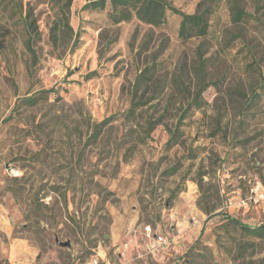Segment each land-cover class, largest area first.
<instances>
[{"label":"rangeland","instance_id":"1","mask_svg":"<svg viewBox=\"0 0 264 264\" xmlns=\"http://www.w3.org/2000/svg\"><path fill=\"white\" fill-rule=\"evenodd\" d=\"M88 1L73 0L81 44L71 51L49 41L55 1L23 0L40 25L36 63L19 15L0 6V222L13 225L0 230V264L13 242L36 250L32 264H142L153 257L149 225L184 245L168 264H264V231L232 221L264 224V0H220L207 35L188 39L172 9L159 26L113 25L109 0ZM167 1L188 14L206 7ZM232 1L251 17L235 22ZM149 64L157 72L136 90ZM203 79L218 84L186 109Z\"/></svg>","mask_w":264,"mask_h":264},{"label":"trees","instance_id":"2","mask_svg":"<svg viewBox=\"0 0 264 264\" xmlns=\"http://www.w3.org/2000/svg\"><path fill=\"white\" fill-rule=\"evenodd\" d=\"M57 5L56 18L53 20L52 25L49 29V41L55 49L61 46L71 45V51L76 50L81 44V31H75L74 27L70 23L69 14L71 11L73 0H53ZM111 9L108 13L109 22L113 25H118L124 21L129 22L135 16L138 17L143 22L159 26L163 24L166 20V12L168 9H172L182 15V22L180 26V35L184 39H188L193 36H205L209 32V22L208 15L214 11L220 0H200V4L205 3L206 7L203 10H197L194 13L188 14L180 10H177L167 0H109ZM108 0H90L84 6L83 9H104L106 7ZM0 6L5 10H9L11 18L19 15V20L23 23L26 32V47L31 52L34 63L37 62L38 54L34 48V42L41 38V30L38 22V18L35 16L34 8L32 5H27L24 8L23 0H0ZM233 9V20L239 22L242 20L249 19L251 14L244 10L238 2L232 1ZM6 24H1L0 31L6 29ZM8 29V28H7ZM9 31V29L7 30ZM119 33V32H118ZM116 34V37L118 36ZM3 36H6L4 33ZM1 44V40H0ZM157 58V57H155ZM201 58V57H200ZM256 62H254V65ZM253 67V62H252ZM157 72V64H149L144 70L137 76L136 79V90H138L139 85L144 82L151 81ZM96 73V72H95ZM94 72L92 73V75ZM209 84H218V81H212L206 83L202 80L197 93L191 98L187 104L186 109L191 108L194 104L201 107L203 103L200 98L203 91L207 88ZM264 85V84H263ZM56 91L55 88H50L46 90L39 91L36 94H32L25 97L24 100L29 103H35L38 99L45 97L44 94H48ZM256 92H252L250 96H247V100H253ZM138 104H133L130 109L125 112L127 118L135 117L136 107ZM159 121V120H158ZM157 122L148 120L147 126L154 127ZM149 129V131H150ZM178 130V128H177ZM179 143V135L175 131L172 133L168 145L173 146ZM176 167L172 169L171 173L176 171ZM217 207L205 208L207 213L215 211ZM232 221L237 223L240 229L251 236H259L263 234L264 224L260 226H255L251 224H245L237 219L232 218Z\"/></svg>","mask_w":264,"mask_h":264},{"label":"crops","instance_id":"3","mask_svg":"<svg viewBox=\"0 0 264 264\" xmlns=\"http://www.w3.org/2000/svg\"><path fill=\"white\" fill-rule=\"evenodd\" d=\"M0 216V221H2L5 216L1 212ZM12 227V224L10 226H5L0 222V230L9 235L12 232ZM160 230L161 226L157 228L155 234L159 233ZM187 236H189V234H186V237ZM182 250H184V245L180 243L179 239H174L170 246L165 248L162 252L153 253V257L150 258L151 260L146 257L142 264H168L169 260L177 253L182 252ZM8 251L10 253L8 257L10 264H32L33 255L36 254V250L34 251L31 245L26 242H13ZM17 254H20V256ZM109 264L113 263L109 261Z\"/></svg>","mask_w":264,"mask_h":264},{"label":"built area","instance_id":"4","mask_svg":"<svg viewBox=\"0 0 264 264\" xmlns=\"http://www.w3.org/2000/svg\"><path fill=\"white\" fill-rule=\"evenodd\" d=\"M263 194H260L262 196ZM234 202L230 200L229 205H232ZM238 205H246L245 200H240L239 202H236ZM145 231L148 237H150V242L148 244V248L150 252L152 253H159L162 252L165 248L170 246L172 242L174 241V237L172 235L163 234V233H157L153 232L152 227L146 226Z\"/></svg>","mask_w":264,"mask_h":264},{"label":"water","instance_id":"5","mask_svg":"<svg viewBox=\"0 0 264 264\" xmlns=\"http://www.w3.org/2000/svg\"><path fill=\"white\" fill-rule=\"evenodd\" d=\"M57 242L60 243L63 246H68V247L71 246V242L70 241L62 242V241L57 240Z\"/></svg>","mask_w":264,"mask_h":264}]
</instances>
